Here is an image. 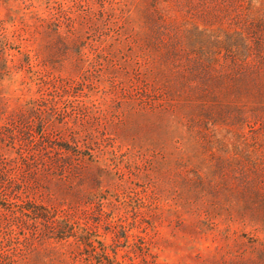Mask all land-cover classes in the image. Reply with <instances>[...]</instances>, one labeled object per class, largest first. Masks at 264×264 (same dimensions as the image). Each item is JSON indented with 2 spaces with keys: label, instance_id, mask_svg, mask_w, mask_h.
I'll return each mask as SVG.
<instances>
[{
  "label": "rangeland",
  "instance_id": "1",
  "mask_svg": "<svg viewBox=\"0 0 264 264\" xmlns=\"http://www.w3.org/2000/svg\"><path fill=\"white\" fill-rule=\"evenodd\" d=\"M61 226L264 264V0H0V264H96Z\"/></svg>",
  "mask_w": 264,
  "mask_h": 264
},
{
  "label": "trees",
  "instance_id": "2",
  "mask_svg": "<svg viewBox=\"0 0 264 264\" xmlns=\"http://www.w3.org/2000/svg\"><path fill=\"white\" fill-rule=\"evenodd\" d=\"M62 226L60 227L62 231L58 233L57 238L65 240L72 237L77 243L83 244L87 248V260L94 261L96 264H128L118 258L116 251L112 250L113 254H111L108 247L93 238H89L87 233L65 232Z\"/></svg>",
  "mask_w": 264,
  "mask_h": 264
}]
</instances>
